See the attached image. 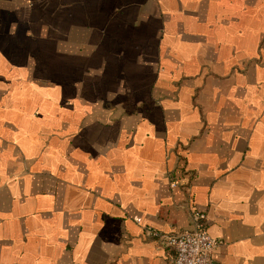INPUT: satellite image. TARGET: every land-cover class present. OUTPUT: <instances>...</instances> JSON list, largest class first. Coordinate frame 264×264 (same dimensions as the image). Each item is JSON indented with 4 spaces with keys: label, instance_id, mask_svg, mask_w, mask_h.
Masks as SVG:
<instances>
[{
    "label": "crops",
    "instance_id": "crops-1",
    "mask_svg": "<svg viewBox=\"0 0 264 264\" xmlns=\"http://www.w3.org/2000/svg\"><path fill=\"white\" fill-rule=\"evenodd\" d=\"M199 210L264 264V0H0V264H171Z\"/></svg>",
    "mask_w": 264,
    "mask_h": 264
},
{
    "label": "built area",
    "instance_id": "built-area-1",
    "mask_svg": "<svg viewBox=\"0 0 264 264\" xmlns=\"http://www.w3.org/2000/svg\"><path fill=\"white\" fill-rule=\"evenodd\" d=\"M172 186H177V182L174 181ZM207 223V214L199 210L192 214V226L189 230L172 234L148 230V234L171 250V264H217L213 252L221 241L208 232Z\"/></svg>",
    "mask_w": 264,
    "mask_h": 264
}]
</instances>
